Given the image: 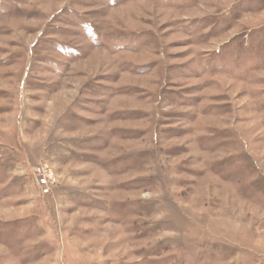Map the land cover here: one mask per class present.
I'll use <instances>...</instances> for the list:
<instances>
[{"label": "rangeland", "instance_id": "rangeland-1", "mask_svg": "<svg viewBox=\"0 0 264 264\" xmlns=\"http://www.w3.org/2000/svg\"><path fill=\"white\" fill-rule=\"evenodd\" d=\"M0 264H264V0H0Z\"/></svg>", "mask_w": 264, "mask_h": 264}, {"label": "built area", "instance_id": "built-area-1", "mask_svg": "<svg viewBox=\"0 0 264 264\" xmlns=\"http://www.w3.org/2000/svg\"><path fill=\"white\" fill-rule=\"evenodd\" d=\"M33 173L39 189L43 193H48L56 181V174L52 167L43 161L34 167Z\"/></svg>", "mask_w": 264, "mask_h": 264}]
</instances>
